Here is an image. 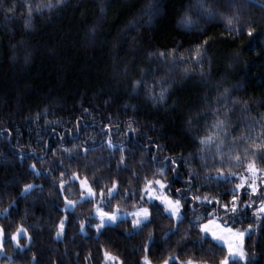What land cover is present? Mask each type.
Instances as JSON below:
<instances>
[{
	"label": "snow or ice",
	"instance_id": "snow-or-ice-1",
	"mask_svg": "<svg viewBox=\"0 0 264 264\" xmlns=\"http://www.w3.org/2000/svg\"><path fill=\"white\" fill-rule=\"evenodd\" d=\"M108 2L110 0H101V13L105 12ZM65 3L66 0H27L25 28L31 29L33 18L42 16L45 9L52 12ZM250 7H259L264 12V0H224L223 3L219 0H190L177 19L176 26L181 30L178 32L179 38H173L164 45H145L142 30L150 29L165 8L162 0H145L140 13L127 19L119 28L112 44V48L118 50L124 41H128L129 51L133 53L132 59L123 62L122 70H117L123 75L125 88L128 89L119 107L125 112L130 110L135 113L139 103H144L153 109L164 107L165 111H171L177 104L173 93L186 82L211 83L209 69L205 65L209 68L212 66L214 47L218 41H229L236 45V57L243 53L245 44L255 40L257 34H260V42L264 46V25L257 24L251 16L245 15ZM13 11L14 8L6 9L8 13ZM193 15L197 20H204L206 25L219 23L222 27L218 32H209L206 27L197 28ZM145 16L147 20L143 19ZM260 20L264 22V14ZM95 29L96 25L89 29L93 39ZM253 52L258 54L256 49ZM236 64V61H230L226 69L232 70ZM161 68L166 71L157 75ZM225 75H228L227 71ZM243 86L242 80H235L221 91L218 81L215 96L209 99L205 89L199 104L185 108L182 125L191 137L192 145L186 151L181 146V151L176 152L166 148L158 138L148 136L139 163L143 167L144 157L151 153V160L147 161L150 167L143 175L133 169L129 184L123 188L116 178H110V187L102 186L97 176L89 179L86 174L88 166L79 163L80 156H77V170L72 171L67 180L64 179L68 175L64 161L67 159L71 162L80 145L72 144L70 148L63 145L67 142L66 137L79 138L80 116L76 117L74 128L65 129L59 134L55 147L38 135L37 138L42 140L41 152L45 155L51 152L53 158L57 151L60 152V158L53 159L52 167L37 168V163L43 162L45 157L37 156L36 149L30 144H20L19 129L15 130L19 145L17 155L20 159H34L25 168V172L33 177H39L41 172L51 174L57 166L64 168L60 172L57 195L64 197L61 211L65 213L69 209L74 210L78 202L68 198V193L75 188L73 182L79 185V201L82 202L93 203L98 189L101 199L94 204V208L99 222L89 224V227L96 229L97 235L101 234L106 225L115 224L120 219L119 205H127L131 201L132 211L125 213L126 218L131 219V228H125V233L142 237L132 247V264H154L157 261L158 264H255L257 256L264 253V111H261L264 109V91L255 97L234 96L233 92ZM170 97L171 104L168 103ZM112 99H106L105 104H109ZM42 111L46 112L47 109ZM81 111L87 113L89 109L81 107ZM253 111L257 115L253 116ZM40 115L36 113L32 116L33 123ZM116 121L113 123V115L109 114L107 122L103 123L99 131L102 136H106L104 143L107 147L118 149L121 154L116 164L119 172L128 169L126 161L130 157L127 153L135 150L129 149L126 141L135 140L142 134V123L135 115H128L121 123L117 114ZM49 123L57 124L59 121L45 119V124ZM151 127L156 129L157 124L152 123ZM13 134L10 129L0 128L2 136L11 137ZM50 135H57L55 128ZM25 151L29 153L28 157L19 155ZM88 151L86 138L84 158ZM166 151L172 154L162 155ZM157 163L159 167H155ZM180 167L186 169L187 176L181 187L173 188L172 177L181 174ZM213 184L217 189L221 185L231 187L202 194L204 186L211 189ZM36 188L42 186L24 183L10 199L8 206L0 209V217L8 218L7 224L0 223V256L7 255L9 264L13 260L7 251L9 248L12 252L26 253L37 238L35 229L40 228V225L27 223L28 209L25 208L23 214H20L17 199L26 198ZM116 197H119L118 206L111 211L103 210V207H111V200ZM13 206L17 208L16 213L12 211ZM17 216L19 223H16ZM245 217L248 220L247 227L231 226L243 224ZM68 219V215L60 217L52 239H63ZM164 221L167 223H162ZM13 224H16L14 228ZM145 229L148 231L145 232ZM80 231H85L83 221ZM258 245L260 252L255 250ZM97 251L103 253V260L98 264H125L127 259H122L111 250L110 244L107 247L101 246ZM157 251L160 256L155 255ZM91 259L89 251L82 264H88ZM28 264H41L35 252ZM52 264H61V261L56 259Z\"/></svg>",
	"mask_w": 264,
	"mask_h": 264
},
{
	"label": "trees",
	"instance_id": "trees-1",
	"mask_svg": "<svg viewBox=\"0 0 264 264\" xmlns=\"http://www.w3.org/2000/svg\"><path fill=\"white\" fill-rule=\"evenodd\" d=\"M189 2L190 0H162L164 11L154 20L150 29L142 30L145 45H164L173 38H179L178 32L181 30L176 26L177 19ZM219 2L223 3L224 0ZM26 3L27 0H0V128L10 129L14 133L11 137L0 135V209L8 206L10 199L24 183L41 185L42 188L34 189L26 198L17 197L20 214L27 208V223L39 224L40 228L35 229L37 238L26 253L12 252L10 248L7 250L13 257L11 264H28L33 252L37 254L41 264H52L56 259L61 264H82L89 251L92 259L88 264H98L103 260V253L98 252V248L107 247L109 244L111 250L122 259L127 258L125 264H132V247L142 237L125 233V228H131V221L118 220L115 224L106 225L101 234L97 235L96 229L89 227V224L94 225L97 222L93 216L97 199L93 203L78 201L74 210L69 209L67 213L61 211L64 197L57 193L60 172L64 168L57 166L51 174L41 172L39 177L26 173L25 168L34 159L18 158L19 145L15 130L19 129L20 144H30L36 149L37 156L45 157L43 162L37 163V168L48 169L52 167L53 159L60 158V152L57 151L55 158L51 152L46 155L41 152L42 140L37 138L38 135L55 147L59 134L65 129L74 128L76 117L80 116L79 138L66 137L67 142L63 145L68 148L72 144L80 145L72 161H64L68 170L64 179L67 180L71 172L77 170V156H80L79 163L88 166L86 174L89 179L97 176L102 186L110 187V178H116L123 188L129 184L133 169L143 175L150 167L147 161L151 160V153L144 157L143 167L139 163L148 136L158 138L166 148L176 152L181 151V146L185 151L192 147L191 137L182 125L184 110L189 105L199 104L205 89L211 99L216 94L218 81L222 91L223 87L229 86L235 80H242L244 86L233 92L234 96L255 97L264 91V46L261 45L260 34H257L253 42L244 45L243 53L239 57L234 54L236 45L229 41H218L214 47L212 66L209 68L205 65L209 69L211 83L205 85L195 81L186 82L173 93L177 104L171 111H165L164 107L153 109L149 104L139 103L136 112L132 113L119 107L128 89L125 88L123 75L117 70H122L123 62L132 59L133 53L129 51L128 41H124L118 50L113 49L112 44L119 28L127 19L140 13L145 0H110L104 13L100 12L101 0H66L63 7L52 12L45 9L42 16H35L31 29L24 26L28 11ZM7 8H14V11L8 13ZM262 14L264 12L259 7H250L245 12L257 24L264 25L260 20ZM143 19L147 20V17ZM193 20L197 28L206 27L209 32H218L222 27L219 23L206 25L204 20H197L195 15ZM93 25H96L94 39L89 33ZM253 49L258 54H254ZM230 61H236V67L227 70L226 65ZM164 71L166 70L161 68L156 74L160 75ZM226 71L228 75H225ZM109 97L113 99L105 104ZM168 103H172L171 97ZM81 107L88 108L89 112H82ZM45 108L47 111L43 112ZM36 113L41 115L33 123L32 116ZM109 114L113 115V123L117 122V114L121 123L128 115H135L142 123V134L135 140L126 141L128 148L135 150L127 153L130 157L126 161L128 169L119 172L116 164L121 154L118 149L107 147L104 143L106 136H102L99 131L103 123L107 122ZM252 115H257V112L253 111ZM45 119L59 123L45 124ZM152 123L157 124L156 129L151 127ZM53 128L56 129V136L50 135ZM115 135L119 136V133ZM86 138L89 151L84 158ZM171 154L166 151L162 155ZM19 155L28 157L29 153L25 151ZM159 166L158 163L155 165ZM179 172L182 175L172 177L173 188L181 187L187 176L184 167H180ZM73 183L75 188L68 193L71 200L79 197V185L77 182ZM136 186L139 187L138 184ZM225 187L231 185H221L220 189L215 184L211 189L204 186L201 192H215ZM98 195L97 189L96 196ZM118 201L119 197L112 199L111 207H103L104 210L111 211L118 206ZM119 207L123 210L132 209L131 201L127 205L120 204ZM12 211L16 213L17 208L13 206ZM64 215L69 217L66 235L61 240H54L52 237L56 226ZM81 221L84 222V232L80 231ZM0 223L7 224L8 218L0 217ZM16 223H19V216L16 217ZM247 224L245 217L243 224L236 223L232 226L241 228L247 227ZM15 226L16 224L12 225L13 228ZM144 231L147 232L148 229ZM255 250L260 252L259 245ZM155 255L160 256V252L157 251ZM0 264H9L7 255L0 256ZM154 264H158V261ZM255 264H264V253L257 256Z\"/></svg>",
	"mask_w": 264,
	"mask_h": 264
},
{
	"label": "rangeland",
	"instance_id": "rangeland-1",
	"mask_svg": "<svg viewBox=\"0 0 264 264\" xmlns=\"http://www.w3.org/2000/svg\"><path fill=\"white\" fill-rule=\"evenodd\" d=\"M82 178V177H81ZM96 199H97V201H96V203L98 202V201H100V199H101V197H100V195H98V196H96ZM75 201H79V197L78 198H76V199H74ZM103 210H104V208H103ZM106 211V210H105ZM120 211H121V217H120V219H118V220H122V219H128V220H130L131 221V219L130 218H126V216H125V213H127V212H129V211H132V209H129V210H123V209H120ZM93 216L96 218V220H97V222L96 223H98L99 222V219H98V215H97V213H96V211H95V208H94V211H93ZM117 220V221H118ZM109 225V224H108ZM232 226V225H231ZM233 227V226H232ZM234 228H236V227H234ZM109 264H112V262H109Z\"/></svg>",
	"mask_w": 264,
	"mask_h": 264
}]
</instances>
